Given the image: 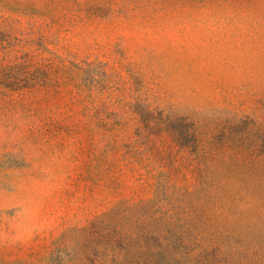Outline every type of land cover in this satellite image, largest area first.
Segmentation results:
<instances>
[{
    "label": "rangeland",
    "instance_id": "rangeland-1",
    "mask_svg": "<svg viewBox=\"0 0 264 264\" xmlns=\"http://www.w3.org/2000/svg\"><path fill=\"white\" fill-rule=\"evenodd\" d=\"M0 264H264V0H0Z\"/></svg>",
    "mask_w": 264,
    "mask_h": 264
}]
</instances>
